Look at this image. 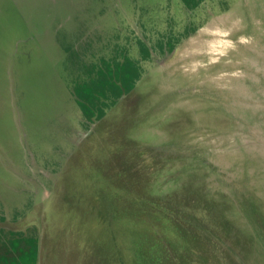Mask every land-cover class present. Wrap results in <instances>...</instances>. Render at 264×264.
<instances>
[{
	"label": "rangeland",
	"instance_id": "1",
	"mask_svg": "<svg viewBox=\"0 0 264 264\" xmlns=\"http://www.w3.org/2000/svg\"><path fill=\"white\" fill-rule=\"evenodd\" d=\"M120 60L92 123L67 85ZM33 228L36 264H264V0H0V233Z\"/></svg>",
	"mask_w": 264,
	"mask_h": 264
},
{
	"label": "trees",
	"instance_id": "2",
	"mask_svg": "<svg viewBox=\"0 0 264 264\" xmlns=\"http://www.w3.org/2000/svg\"><path fill=\"white\" fill-rule=\"evenodd\" d=\"M135 70L128 68L126 62L123 63L118 62V67L113 68V73L108 75L110 81H93L90 86L85 87V83L82 81V87L80 88V84H73V91L76 99L80 94H78V90L81 92L85 89L90 90L88 94L81 96L83 101L78 100V105L83 111L84 116L90 122H99L102 121L109 109L116 105V103L124 96L129 94L133 87L135 86V82H138V79L141 76L139 72L138 75L135 74ZM131 73V74H130ZM98 75L95 76H87V78L97 79ZM108 80V79H106ZM95 83V85H93ZM161 201H152V204L157 207L161 212L165 210L161 205ZM162 206V207H161ZM168 212V211H167ZM133 223V222H132ZM180 226V223H178ZM110 230L112 227H109ZM128 228L130 232L133 231V238H135L132 242L133 246H138V240L136 234L134 233L135 228L133 225L131 227L125 226ZM180 229H178L179 231ZM31 231L33 233L28 234V236L24 233H10V237H4L3 233H0V264H36L38 258V237L36 236V228H33ZM173 231V230H172ZM23 240V241H22ZM137 240V241H136ZM171 240L180 242V239L175 235L171 237ZM24 243L25 246L22 247L21 243ZM137 245V246H136ZM139 247V246H138ZM140 251V249L135 250V253ZM140 254V253H139ZM144 257V256H143ZM139 264H148V260L144 259L143 262Z\"/></svg>",
	"mask_w": 264,
	"mask_h": 264
},
{
	"label": "crops",
	"instance_id": "3",
	"mask_svg": "<svg viewBox=\"0 0 264 264\" xmlns=\"http://www.w3.org/2000/svg\"><path fill=\"white\" fill-rule=\"evenodd\" d=\"M182 5H184L183 3H182ZM203 5H205V2H203L202 3V5H201V7L203 6ZM186 5H184V7H185ZM187 7V13H191V12H193V11H195L196 9H197V7H199L198 5L196 6V4L195 5H193V6H186ZM185 7V8H186ZM184 11V10H183ZM190 11V12H189ZM186 12V11H185ZM214 17H215V15L214 16H212V18L210 19V20H213L214 19ZM140 15L139 16H137V15H135V14H133V16H129L128 17V19H127V22H128V25L126 24L125 25V29H129L130 31H131V37H126L124 40L122 39L121 40V44L123 45V53H122V55H121V57L119 58V59H123V58H126V60H132V61H134L133 59H138V58H140V61H142V63H144V62H146V63H150L151 62V57H148V59H145L144 58V56H142L141 55V46L142 45H144V43L139 39V37H137V35H141V32H140ZM209 20V21H210ZM149 21V20H148ZM212 22H214V21H212ZM136 23H137V25H136ZM208 23H210V22H208ZM212 26V25H211ZM210 26V27H211ZM206 27V25L205 26H203V27H201L199 30H197L198 32L201 30V29H204ZM147 28V27H146ZM148 30V29H147ZM217 30V29H216ZM149 31H150V29H149ZM211 31H212V35L213 36H215L214 35V32H215V27H214V25H213V27L211 28ZM127 32H128V30H127ZM195 34V33H194ZM216 37V36H215ZM135 38H137V43H139L140 44V49H138V52H137V54L135 55ZM144 40H145V36H144V38H143ZM124 41H126V42H124ZM146 41V40H145ZM124 54H125V56H124ZM183 54V53H182ZM184 55V54H183ZM153 57V56H152ZM121 62L123 61L124 62V60H120ZM135 69V68H134ZM140 79H138V81H139ZM71 85H73V83L72 84H68L67 86L69 87V91H70V95H71V97H73V98H70V99H72L74 102H75V99H76V97H75V94H74V91H73V87L71 86ZM77 100V99H76ZM76 105H78L77 103H76Z\"/></svg>",
	"mask_w": 264,
	"mask_h": 264
},
{
	"label": "bare ground",
	"instance_id": "4",
	"mask_svg": "<svg viewBox=\"0 0 264 264\" xmlns=\"http://www.w3.org/2000/svg\"><path fill=\"white\" fill-rule=\"evenodd\" d=\"M209 30H211V27H209ZM214 37V36H213ZM194 39V42H196L195 40H196V38H193ZM213 39H215V37L213 38ZM217 43H215V44H217V45H219V46H222V43L220 42V39L217 37ZM214 41V40H213ZM211 44V43H210ZM210 48H212V51H214V49L216 50V51H218L219 52V49H220V47H215V48H213L212 46H210ZM218 48V49H217ZM212 53H216V52H212ZM242 59V58H241Z\"/></svg>",
	"mask_w": 264,
	"mask_h": 264
}]
</instances>
